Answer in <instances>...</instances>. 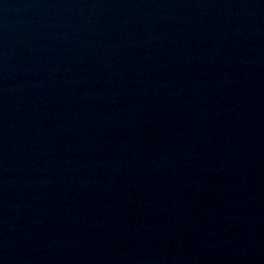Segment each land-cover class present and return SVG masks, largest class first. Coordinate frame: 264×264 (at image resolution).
I'll return each instance as SVG.
<instances>
[{"label":"water","instance_id":"water-1","mask_svg":"<svg viewBox=\"0 0 264 264\" xmlns=\"http://www.w3.org/2000/svg\"><path fill=\"white\" fill-rule=\"evenodd\" d=\"M0 264H264V0H0Z\"/></svg>","mask_w":264,"mask_h":264}]
</instances>
